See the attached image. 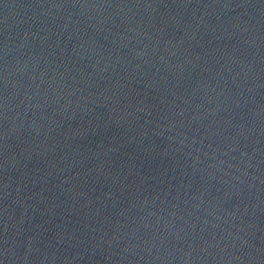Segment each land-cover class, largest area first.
Wrapping results in <instances>:
<instances>
[{
	"label": "water",
	"instance_id": "obj_1",
	"mask_svg": "<svg viewBox=\"0 0 264 264\" xmlns=\"http://www.w3.org/2000/svg\"><path fill=\"white\" fill-rule=\"evenodd\" d=\"M0 264H264V0H0Z\"/></svg>",
	"mask_w": 264,
	"mask_h": 264
}]
</instances>
